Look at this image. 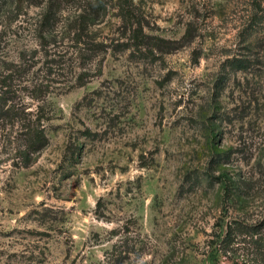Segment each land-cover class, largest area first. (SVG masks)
I'll return each mask as SVG.
<instances>
[{
	"label": "rangeland",
	"instance_id": "1",
	"mask_svg": "<svg viewBox=\"0 0 264 264\" xmlns=\"http://www.w3.org/2000/svg\"><path fill=\"white\" fill-rule=\"evenodd\" d=\"M102 2L0 0V80L25 56L49 138L0 155V264H259L264 0Z\"/></svg>",
	"mask_w": 264,
	"mask_h": 264
},
{
	"label": "trees",
	"instance_id": "2",
	"mask_svg": "<svg viewBox=\"0 0 264 264\" xmlns=\"http://www.w3.org/2000/svg\"><path fill=\"white\" fill-rule=\"evenodd\" d=\"M18 1L22 2L23 0ZM104 10L105 5L102 0H97L96 8H94V5L91 6L90 13L86 12L83 14L84 16H81L82 25L86 24V22L95 24ZM52 14V8L50 7L42 26H40L42 33L39 38L41 39L40 45L42 47L47 46L51 38L49 35L51 29L47 28V31L45 27L49 25L51 20H54V16L49 20ZM188 39L189 34L187 33L183 41ZM178 49L175 47L173 51ZM6 66L8 67L6 69L8 76L2 77V80H0V155L4 153L11 154L14 160V167L27 169L35 163L38 156L48 147L49 138L44 125L41 124V120L37 117L38 115L28 111L25 104L21 102L17 92L12 89L11 81L14 78L20 79L28 73L30 66L27 63V59L23 56L20 63H8ZM25 82H30V86H34L32 97L42 96L44 92L41 89H36L32 80L28 79ZM255 245L257 247L253 249L254 254L259 257V264H264V250L260 249V240L256 241Z\"/></svg>",
	"mask_w": 264,
	"mask_h": 264
}]
</instances>
